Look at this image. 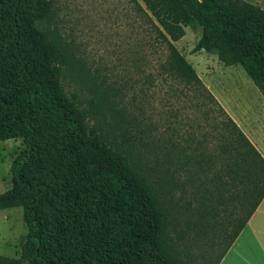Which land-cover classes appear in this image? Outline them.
<instances>
[{"label": "trees", "instance_id": "16d2710c", "mask_svg": "<svg viewBox=\"0 0 264 264\" xmlns=\"http://www.w3.org/2000/svg\"><path fill=\"white\" fill-rule=\"evenodd\" d=\"M132 2L164 53L160 74L204 107L206 128L197 124L181 147L188 177L175 176L181 164L170 151L157 161L163 174L154 184L89 125L62 85L67 51L48 31L55 0H0V140H24L0 210L22 207L27 229L19 255L0 254V264H188L204 244L217 248L218 264L264 198V157L174 45L186 26L200 27L193 52L241 65L264 98V8L246 0ZM178 214L188 215L192 236L178 228Z\"/></svg>", "mask_w": 264, "mask_h": 264}, {"label": "rangeland", "instance_id": "374dc122", "mask_svg": "<svg viewBox=\"0 0 264 264\" xmlns=\"http://www.w3.org/2000/svg\"><path fill=\"white\" fill-rule=\"evenodd\" d=\"M184 29L174 45L220 104L233 113L249 106L256 113L264 98L241 65L224 66L215 54L193 52L201 28ZM48 31L66 48L62 85L85 110L89 125L100 129L154 184L163 174L157 161L166 152L172 151L182 163L181 147L187 145L188 136L199 130L197 124L206 128L200 112L204 107L191 103V92L184 98L181 85L160 74L164 53L150 41L148 23L132 0H55ZM23 148L21 137L0 140V193L11 186V164ZM173 171L180 181L188 177L182 164ZM180 196L179 190L174 192L175 198ZM186 216L178 214V228L192 236L186 230ZM26 231L22 207L0 211V254L18 256ZM217 252L207 244L198 245L188 264H212Z\"/></svg>", "mask_w": 264, "mask_h": 264}, {"label": "crops", "instance_id": "0c3cea01", "mask_svg": "<svg viewBox=\"0 0 264 264\" xmlns=\"http://www.w3.org/2000/svg\"><path fill=\"white\" fill-rule=\"evenodd\" d=\"M260 6L264 8V3ZM222 106L264 157V103L255 110L256 113L251 111V106L241 109L238 113ZM3 210L5 209L0 211ZM223 263L264 264V198L218 264Z\"/></svg>", "mask_w": 264, "mask_h": 264}]
</instances>
